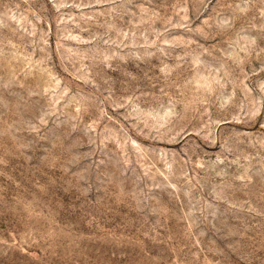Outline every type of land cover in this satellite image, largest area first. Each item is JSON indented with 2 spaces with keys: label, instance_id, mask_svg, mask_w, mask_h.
<instances>
[{
  "label": "rangeland",
  "instance_id": "374dc122",
  "mask_svg": "<svg viewBox=\"0 0 264 264\" xmlns=\"http://www.w3.org/2000/svg\"><path fill=\"white\" fill-rule=\"evenodd\" d=\"M0 264H264V0H0Z\"/></svg>",
  "mask_w": 264,
  "mask_h": 264
}]
</instances>
